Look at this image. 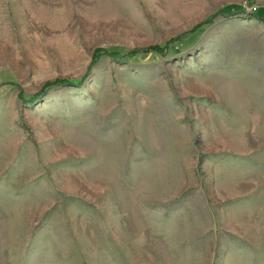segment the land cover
<instances>
[{"label": "rangeland", "instance_id": "374dc122", "mask_svg": "<svg viewBox=\"0 0 264 264\" xmlns=\"http://www.w3.org/2000/svg\"><path fill=\"white\" fill-rule=\"evenodd\" d=\"M259 236L264 0H0V264H264Z\"/></svg>", "mask_w": 264, "mask_h": 264}, {"label": "trees", "instance_id": "16d2710c", "mask_svg": "<svg viewBox=\"0 0 264 264\" xmlns=\"http://www.w3.org/2000/svg\"><path fill=\"white\" fill-rule=\"evenodd\" d=\"M256 8L254 7L252 10H250V13L254 16V17H262V15L261 14H259V13H257L256 12ZM203 22L202 23H198V24H196V26H195V28H193V29H200V31H202V29H203ZM155 49L154 50H156V51H158V50H160V49H162V48H160V46L159 45H155V47H154ZM102 52H105V53H107V55H109V56H112V57H118L119 56V50L118 49H110V50H107L106 48H103V47H97L96 48V50L95 51H93V53H92V60H91V63H90V65H88V69H87V71L90 69V66L91 65H93V64H95L96 62H97V60H98V57L100 56V54L102 53ZM129 54H131V53H129ZM79 80H82V79H79ZM80 81H78L77 83H79ZM58 84H67L68 86H70L71 84H76V82H74V81H70V80H68V78H65V77H57L56 79H48V80H46V81H44V83H43V85L41 86V90L38 92V93H36V94H33V95H31V98H35L36 96H37V94H39V93H43L45 90H47L49 87H51L52 85H58ZM23 93H20L19 95L22 97V98H24L23 97V95H22Z\"/></svg>", "mask_w": 264, "mask_h": 264}, {"label": "crops", "instance_id": "0c3cea01", "mask_svg": "<svg viewBox=\"0 0 264 264\" xmlns=\"http://www.w3.org/2000/svg\"><path fill=\"white\" fill-rule=\"evenodd\" d=\"M259 238L262 239V242H264V236H263V237H262V236H259ZM249 240H251V242L253 241V239H249ZM244 241H245V240H244ZM246 242H248V244L250 243V242L247 240V238H246ZM252 245L254 246L253 242H252ZM253 246H251V247H253Z\"/></svg>", "mask_w": 264, "mask_h": 264}]
</instances>
